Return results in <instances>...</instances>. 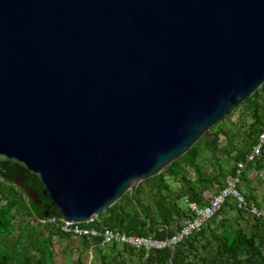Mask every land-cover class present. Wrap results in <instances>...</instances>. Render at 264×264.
Masks as SVG:
<instances>
[{
    "label": "water",
    "instance_id": "95a60500",
    "mask_svg": "<svg viewBox=\"0 0 264 264\" xmlns=\"http://www.w3.org/2000/svg\"><path fill=\"white\" fill-rule=\"evenodd\" d=\"M263 83L264 0H0V165L74 226Z\"/></svg>",
    "mask_w": 264,
    "mask_h": 264
},
{
    "label": "trees",
    "instance_id": "16d2710c",
    "mask_svg": "<svg viewBox=\"0 0 264 264\" xmlns=\"http://www.w3.org/2000/svg\"><path fill=\"white\" fill-rule=\"evenodd\" d=\"M236 108H241L237 120L224 124L222 121ZM262 130L264 83L211 127L209 135L213 137L202 136L160 173L141 181L132 194L125 192L97 218L80 225L159 240L172 237L184 220L194 215L184 198L206 204L209 199H204V191L217 192L226 184ZM252 170L261 171L263 178L264 147L247 163L238 184L246 201L260 214L227 199L199 230L176 242L172 251L168 245L148 250L118 243L103 245L101 236L76 241L57 223L41 222L58 215L42 195L38 179L12 164L0 165V264H44L52 256L51 246L61 239L80 246V254L71 264H86L82 255L92 247L98 250L101 264H264V200L252 187Z\"/></svg>",
    "mask_w": 264,
    "mask_h": 264
},
{
    "label": "built area",
    "instance_id": "2783aa9c",
    "mask_svg": "<svg viewBox=\"0 0 264 264\" xmlns=\"http://www.w3.org/2000/svg\"><path fill=\"white\" fill-rule=\"evenodd\" d=\"M264 147V130H262L257 137V142L251 147L250 151L246 154L244 161H238L236 163L235 174L230 176L226 180V184L214 194L206 204L203 206L199 205L195 201H190L187 197L184 198L185 205L193 212V218H187L183 222V226L179 232L174 234L172 237L165 240H159L152 236H134L126 235L125 233L113 230L104 229L99 231L93 227L86 226H74L71 222L61 220L58 217H50L42 219L41 222H55L60 227V230L64 233H68L74 239L81 237H102V244L118 243L119 245H127L134 248L143 247L146 250L150 248H161L166 245H174L176 242L181 241L184 237H187L192 232L197 231L200 227L211 218L220 209L222 204L227 199H234L239 207H243L246 210L259 215L260 211L253 203H248L244 198V195L238 189L240 183V175L247 163L254 161L260 154ZM261 174V172H260Z\"/></svg>",
    "mask_w": 264,
    "mask_h": 264
},
{
    "label": "rangeland",
    "instance_id": "374dc122",
    "mask_svg": "<svg viewBox=\"0 0 264 264\" xmlns=\"http://www.w3.org/2000/svg\"><path fill=\"white\" fill-rule=\"evenodd\" d=\"M240 111L241 108L234 109V111H232L228 115V117L224 119L222 122L227 125L230 124L231 121H236L238 116L240 115ZM246 120L250 121L249 117H246ZM237 124H240V122L237 121ZM220 139H221V143L225 141L223 136H221ZM258 173L259 172L252 170L249 173L251 174L252 177L250 179L252 180V187L255 188V194H257L261 199L264 200V174L262 178ZM74 240L77 241L78 239H74ZM51 249H52V256L49 259H47L44 262V264H71L72 259L76 258L78 254H80V246L78 242L71 243L66 239H61L60 241L57 242L55 241V243L51 246ZM82 257L86 264H101L98 257V250L96 248L95 250L92 249L91 252H87L85 255H82Z\"/></svg>",
    "mask_w": 264,
    "mask_h": 264
},
{
    "label": "crops",
    "instance_id": "0c3cea01",
    "mask_svg": "<svg viewBox=\"0 0 264 264\" xmlns=\"http://www.w3.org/2000/svg\"><path fill=\"white\" fill-rule=\"evenodd\" d=\"M259 174V173H258ZM249 178H252L251 177V174H249ZM210 193H209V192ZM216 191L214 190V189H211V190H209V189H207V190H205L204 191V193H203V197H204V199L205 200H208L214 193H215ZM207 194H209V195H207ZM92 249H94L95 250V247L93 248L92 247ZM92 249H89L88 251H86L85 253H83V255H85L87 252H91L92 251Z\"/></svg>",
    "mask_w": 264,
    "mask_h": 264
},
{
    "label": "bare ground",
    "instance_id": "6f19581e",
    "mask_svg": "<svg viewBox=\"0 0 264 264\" xmlns=\"http://www.w3.org/2000/svg\"><path fill=\"white\" fill-rule=\"evenodd\" d=\"M245 167H246V166H245ZM245 167H244V168H245ZM242 171H243V170H242ZM260 172H261V171H259V175L262 177V172H261V174H260ZM241 174H242V172H241ZM240 177H241V175H240ZM220 189H221V188H220ZM218 191H219V190H218ZM218 191H217V192H218ZM217 192H216V193H217ZM216 193H215V194H216ZM211 197H212V196H211ZM211 197H210V198H211ZM61 220H62V219H61ZM86 227H87V226H86ZM96 238H97V237H96ZM101 243H102V241H101ZM103 245H105V244H103Z\"/></svg>",
    "mask_w": 264,
    "mask_h": 264
}]
</instances>
